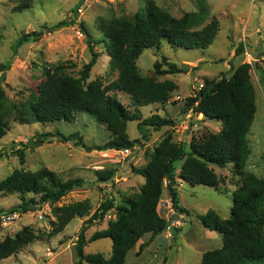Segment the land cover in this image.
I'll use <instances>...</instances> for the list:
<instances>
[{
    "label": "rangeland",
    "instance_id": "1",
    "mask_svg": "<svg viewBox=\"0 0 264 264\" xmlns=\"http://www.w3.org/2000/svg\"><path fill=\"white\" fill-rule=\"evenodd\" d=\"M175 16H182L188 11L198 10L197 0H154ZM148 0H0V62L13 59L2 84L9 99L17 104L36 92L44 77V68L64 64L68 73L79 77L84 66L91 60L92 54L80 22H84L95 38H101L98 28L101 18L131 17L139 10H144ZM210 16L220 21V30L214 42L206 49H188L171 46L164 41L160 48L145 49L137 64L144 76H155L159 81L171 79L178 88L171 93L167 102L151 103L140 106L142 118L160 114L175 120L174 125L161 129L149 128L143 133L138 129L139 120L128 122L127 132L130 139L139 142L126 155L122 150L88 151L76 146L74 141L61 142L54 138L34 149L26 144L37 133L62 132L70 134L79 131L88 145L104 144L112 137L106 124L95 117L80 112L74 121L58 120L54 122L20 123L15 113L9 116V130L0 138V180L10 175L14 169L37 171L43 167L56 171L66 180L83 177L86 185L76 187L61 200L41 204L37 210L26 213H13L2 217L0 241L6 236H14L24 226H31L38 234L32 243L17 253L0 261V264H77L75 243L84 222L89 219L99 205L107 198H112L115 206H122L127 200L140 192L145 177L140 170L146 166L150 154L166 136L172 133L173 140L185 142L189 149L193 136L200 137L209 132H219L221 122L206 117L201 112L186 109V101L196 94L204 77H230L233 67L241 63L252 64L251 77L256 92L257 111L249 133L252 152L247 167L248 171L264 176V83L261 82L260 66L264 69V0H206ZM30 4L28 8L17 6ZM77 9V23L61 27L54 32L48 30L35 41L20 45L16 54L14 45L23 33L41 29L44 25L53 26L63 19L73 16ZM100 52L96 63L90 70L87 81L100 79L104 85L118 77V72L111 70L110 57L104 44L96 43ZM175 62L185 71L175 74L157 75L155 64L168 68L167 61ZM2 77L0 75V81ZM115 94L132 112L135 104L130 95L123 91ZM18 144L12 147V144ZM21 145L25 147L21 148ZM19 149H25L26 161L20 163ZM182 161L176 163L179 205L190 212H179L173 205L170 192L165 183L164 192L158 210L161 216L169 220L173 211L175 217L181 214L182 225L168 228L153 236L148 233L128 253L126 264H201L202 253L222 245V236L207 228L198 215L212 209L222 217L230 216L233 205V191L238 186L239 176L234 173V165L225 168L214 166L220 177L218 187L203 184L190 185L178 175ZM113 170V179L99 181L97 172ZM87 200L91 206L89 214L76 216L63 231L49 236L52 222L56 220L55 207L76 201ZM21 202L19 194L0 192V209H8ZM117 218V209H111L100 221H94L86 231L89 239L98 230L106 229L111 220ZM180 229L175 234L176 229ZM146 244L139 251L140 244ZM88 254L100 253L111 256L112 239L101 238L88 242L85 246Z\"/></svg>",
    "mask_w": 264,
    "mask_h": 264
},
{
    "label": "trees",
    "instance_id": "2",
    "mask_svg": "<svg viewBox=\"0 0 264 264\" xmlns=\"http://www.w3.org/2000/svg\"><path fill=\"white\" fill-rule=\"evenodd\" d=\"M198 10L188 11L182 16L173 15L154 0H148L144 10L137 11L131 17L101 18L98 28L101 38H95L84 22L80 26L87 36L92 54L91 60L76 77L66 70L64 64L47 66L44 77L36 92L28 99L17 104L9 99L2 84L12 60L0 62V138L9 130V116L15 113L16 119L24 123L74 121L80 112L95 117L106 124L111 139L104 144L88 145L79 131L70 134L58 132L37 133L26 148L34 149L54 138L61 142L74 141L76 146L88 151H111L133 148L138 139H130L127 132L128 122L138 119V129L144 132L149 128L161 129L174 125L175 120L158 113L142 118L140 106L151 103L167 102L178 84L165 79L159 81L155 76L140 73L137 61L145 49L160 48L164 41L174 47L188 49H206L215 40L220 30V21L210 16L206 0H197ZM30 4L17 6L28 8ZM73 16L63 19L53 26L44 25L39 30L23 33L14 45V53L20 45L42 37L46 30H55L77 23V9ZM1 42V36H0ZM103 43L110 57L111 70L118 77L104 85L100 79L87 81L90 70L96 63L100 52L96 43ZM167 61L166 58H164ZM156 62L157 75L175 74L185 71L175 62L167 61L168 68H161ZM252 64L244 62L233 67L230 77H204L203 86L186 101L188 110L201 112L206 117L221 122L219 132H209L200 137L193 136L187 149L185 142L173 140L172 133L166 136L150 154L146 166L140 170L145 177L140 192L127 199L122 206H115L112 198L104 200L87 219L78 234L75 243L77 264H126L128 253L139 240L150 233L161 234L169 225V220L161 216L159 202L164 192L165 180L174 207L182 213L190 214L187 208L179 205L176 163L182 161L179 177L190 185L203 184L218 187L220 177L214 166L225 168L234 165V173L239 183L233 191V205L229 217H222L215 210L198 215L202 223L222 236L220 247L202 253L201 264H264V176H258L246 169L252 152L249 133L257 111L256 92L251 77ZM261 82L264 83V69L260 66ZM123 91L131 96L135 104L132 112L115 94ZM20 163L26 161L25 149H19ZM99 181L113 179V170L97 172ZM86 185L83 177L62 179L54 170L43 167L37 171L16 168L7 177L0 180V192L19 194L21 202L8 209H0L2 217L13 213H26L37 210L46 202L61 200L76 187ZM116 207L117 218L109 222L106 229L98 230L87 239L86 231L94 221H100L111 209ZM91 206L87 200L76 201L53 210L56 220L52 222L51 237L63 231L76 216L89 214ZM180 229L175 230V234ZM109 237L112 239L111 256L100 253L88 254L85 246L88 242ZM38 238L34 229L27 225L14 236H6L0 241V261L17 253L20 249ZM146 244H140L143 250Z\"/></svg>",
    "mask_w": 264,
    "mask_h": 264
},
{
    "label": "built area",
    "instance_id": "3",
    "mask_svg": "<svg viewBox=\"0 0 264 264\" xmlns=\"http://www.w3.org/2000/svg\"><path fill=\"white\" fill-rule=\"evenodd\" d=\"M202 86H203V82H200L199 86H198V90H200L202 88ZM131 149L130 148H126V149H123L122 152L124 154L128 155V154L131 153ZM165 183L167 184L166 180H165ZM175 214H176V212L173 211V215L169 219V225L167 227L169 232H172V228H175L176 226L178 227V226L182 225V223H183L182 218H181L182 217L181 214H178V216H176V217H175ZM8 216H10V215H8Z\"/></svg>",
    "mask_w": 264,
    "mask_h": 264
},
{
    "label": "water",
    "instance_id": "4",
    "mask_svg": "<svg viewBox=\"0 0 264 264\" xmlns=\"http://www.w3.org/2000/svg\"><path fill=\"white\" fill-rule=\"evenodd\" d=\"M17 144H18L17 142H14V143L12 144V147L15 146V145H17ZM23 147H25V145H21V148H23Z\"/></svg>",
    "mask_w": 264,
    "mask_h": 264
}]
</instances>
